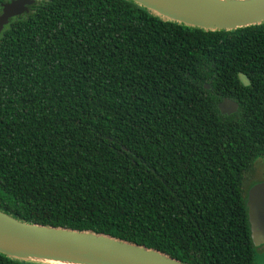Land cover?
Masks as SVG:
<instances>
[{
	"label": "trees",
	"instance_id": "trees-1",
	"mask_svg": "<svg viewBox=\"0 0 264 264\" xmlns=\"http://www.w3.org/2000/svg\"><path fill=\"white\" fill-rule=\"evenodd\" d=\"M257 164L264 181V22L203 31L127 0H34L0 30V211L14 219L253 264Z\"/></svg>",
	"mask_w": 264,
	"mask_h": 264
},
{
	"label": "water",
	"instance_id": "water-1",
	"mask_svg": "<svg viewBox=\"0 0 264 264\" xmlns=\"http://www.w3.org/2000/svg\"><path fill=\"white\" fill-rule=\"evenodd\" d=\"M164 21L203 31H231L264 22V0H127ZM34 0H10L0 5V30L9 19L27 13ZM245 85L246 81L241 79ZM208 88L207 85L204 86ZM221 115L237 104L223 98ZM249 238L264 248V181L246 191ZM0 254L36 264H182L158 251L89 231H75L18 221L0 211Z\"/></svg>",
	"mask_w": 264,
	"mask_h": 264
},
{
	"label": "rangeland",
	"instance_id": "rangeland-1",
	"mask_svg": "<svg viewBox=\"0 0 264 264\" xmlns=\"http://www.w3.org/2000/svg\"><path fill=\"white\" fill-rule=\"evenodd\" d=\"M260 167L259 164L256 165V168L253 169L254 177H252L253 181H260V175L257 172L258 168ZM249 181V178L245 177V180L243 181V185H246ZM253 264H264V248H254L253 250Z\"/></svg>",
	"mask_w": 264,
	"mask_h": 264
},
{
	"label": "flooded vegetation",
	"instance_id": "flooded-vegetation-1",
	"mask_svg": "<svg viewBox=\"0 0 264 264\" xmlns=\"http://www.w3.org/2000/svg\"><path fill=\"white\" fill-rule=\"evenodd\" d=\"M221 100H222V99H221ZM221 100H220V101H221ZM218 103H219V102H218ZM218 103H217V104H218Z\"/></svg>",
	"mask_w": 264,
	"mask_h": 264
},
{
	"label": "bare ground",
	"instance_id": "bare-ground-1",
	"mask_svg": "<svg viewBox=\"0 0 264 264\" xmlns=\"http://www.w3.org/2000/svg\"><path fill=\"white\" fill-rule=\"evenodd\" d=\"M239 1H241V0H239Z\"/></svg>",
	"mask_w": 264,
	"mask_h": 264
}]
</instances>
